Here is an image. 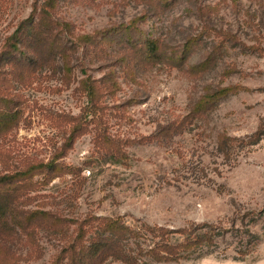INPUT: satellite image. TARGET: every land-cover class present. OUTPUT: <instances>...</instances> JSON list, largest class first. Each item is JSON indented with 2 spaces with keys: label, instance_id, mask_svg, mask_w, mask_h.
<instances>
[{
  "label": "rangeland",
  "instance_id": "obj_1",
  "mask_svg": "<svg viewBox=\"0 0 264 264\" xmlns=\"http://www.w3.org/2000/svg\"><path fill=\"white\" fill-rule=\"evenodd\" d=\"M34 2L0 0V50ZM140 16L144 35L159 38L168 55L192 38L191 56L136 66L131 76L121 63L122 45L105 41L101 53L76 49L70 82L61 60L43 66L30 85L15 84L21 119L0 137V174L58 154L70 116L84 114L89 104L79 81L114 71L120 89L114 98L105 97L104 119L112 136L133 140L124 145L125 157L98 150L90 125L62 159L80 171L54 178L20 200V207L75 219L121 216L143 233L141 251L131 242L138 264H264V0H59L57 9L60 20L72 23L69 44L76 35L114 30ZM228 85L235 88L181 131L161 133L190 114L207 89ZM256 132L260 141L248 143ZM222 137L230 138L227 151L221 149ZM194 222L224 228L235 223L242 230L249 224L259 243L254 247L245 232L235 231L174 261L158 262L146 253L161 239L150 227ZM182 239L174 234L171 241ZM65 242L41 230L39 255L18 231L3 242L12 252H0V264H49Z\"/></svg>",
  "mask_w": 264,
  "mask_h": 264
},
{
  "label": "trees",
  "instance_id": "obj_2",
  "mask_svg": "<svg viewBox=\"0 0 264 264\" xmlns=\"http://www.w3.org/2000/svg\"><path fill=\"white\" fill-rule=\"evenodd\" d=\"M58 5L59 0H35L32 13L22 19L14 31L5 37L0 50V137L13 131L21 119V111L18 109L21 104L13 94L15 84L30 85L40 68L54 66L57 59L62 61L67 82H70L73 75L72 56L77 48L84 47L94 53H101L106 51L103 47L105 41L119 42L122 45L121 63L126 73L131 76L136 66H151L165 57L173 61L180 56V60L186 61L193 52L194 44L192 38H189L181 47L173 48L168 55L159 38L144 35L141 22L145 16L133 18L114 30L105 29L76 35L69 44L65 37L67 33H73L72 23L57 17ZM133 64L135 65L132 66ZM79 88L87 95L89 104L84 108V114L70 116L69 135L60 152L49 160H38L28 163L22 169L0 174V252L11 251L4 243L19 231L32 251L39 252L40 255L38 234L41 230H46L66 238L65 245L49 264H106L110 260L138 264L139 255L131 242L138 249H142L139 239L143 233L126 224L121 216L88 214L83 219H75L66 218L51 210L25 209L19 205L20 200L54 178L80 171L62 159L77 138L88 131L90 125L95 127V146L108 156L117 159L125 157L124 145L133 142L131 139L125 142L112 136L104 119V113L108 109V105L103 102L105 97L114 98L120 89L115 72H108L102 79L84 77L79 81ZM234 88L235 86L228 85L214 90L207 89L190 114L179 124L164 128L161 133L171 136L181 131L191 117L212 107ZM261 136V133L256 132L248 143H257ZM147 139L151 140V137ZM229 140L228 137L220 138V146L224 151L229 149ZM149 229L154 236L161 237L146 252L158 262L178 260L200 248L212 247L218 237L227 233L235 234V231L245 232L244 235L249 237V241H253L254 247L258 245L260 238L250 229L249 224L243 230L235 223L232 227L224 228L210 222H194L175 229L166 226ZM174 234L182 236L183 239L171 241ZM242 253L244 256L249 254ZM7 263L18 264L14 261Z\"/></svg>",
  "mask_w": 264,
  "mask_h": 264
}]
</instances>
